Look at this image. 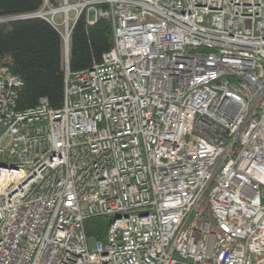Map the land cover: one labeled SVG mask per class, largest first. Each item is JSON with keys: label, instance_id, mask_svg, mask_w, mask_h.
Listing matches in <instances>:
<instances>
[{"label": "built area", "instance_id": "1", "mask_svg": "<svg viewBox=\"0 0 264 264\" xmlns=\"http://www.w3.org/2000/svg\"><path fill=\"white\" fill-rule=\"evenodd\" d=\"M82 13L114 45L91 69L66 63L61 107L19 110L23 82L0 65V264H264V0L31 15L69 44ZM90 217L110 218L104 239Z\"/></svg>", "mask_w": 264, "mask_h": 264}, {"label": "trees", "instance_id": "2", "mask_svg": "<svg viewBox=\"0 0 264 264\" xmlns=\"http://www.w3.org/2000/svg\"><path fill=\"white\" fill-rule=\"evenodd\" d=\"M43 5L44 0H0V65L23 82L17 90L19 110L35 107L43 97L53 108L61 107L66 63L74 72L91 69L114 45L111 22L100 18L88 25L82 13L71 31L66 62L59 30L43 17H29ZM109 223L108 217H90L84 228L88 237L102 240Z\"/></svg>", "mask_w": 264, "mask_h": 264}, {"label": "rangeland", "instance_id": "3", "mask_svg": "<svg viewBox=\"0 0 264 264\" xmlns=\"http://www.w3.org/2000/svg\"><path fill=\"white\" fill-rule=\"evenodd\" d=\"M74 13H72V15H73ZM49 18H50V16H49ZM56 21H58V22H61V19H62V14H57V15H55V18H54ZM64 30V27H60V31H63Z\"/></svg>", "mask_w": 264, "mask_h": 264}, {"label": "water", "instance_id": "4", "mask_svg": "<svg viewBox=\"0 0 264 264\" xmlns=\"http://www.w3.org/2000/svg\"><path fill=\"white\" fill-rule=\"evenodd\" d=\"M31 16H32V15H31ZM29 17H30V16H29ZM64 48H65L66 53L68 54L69 44H64Z\"/></svg>", "mask_w": 264, "mask_h": 264}]
</instances>
